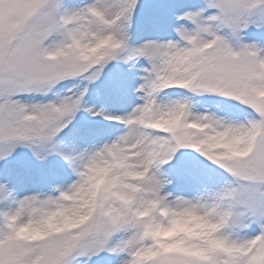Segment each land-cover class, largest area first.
<instances>
[{
	"label": "snow or ice",
	"instance_id": "snow-or-ice-1",
	"mask_svg": "<svg viewBox=\"0 0 264 264\" xmlns=\"http://www.w3.org/2000/svg\"><path fill=\"white\" fill-rule=\"evenodd\" d=\"M257 9L0 0V162L57 164L23 194L26 173L0 167V264H264ZM174 209L213 243L158 240L155 213Z\"/></svg>",
	"mask_w": 264,
	"mask_h": 264
},
{
	"label": "clouds",
	"instance_id": "clouds-1",
	"mask_svg": "<svg viewBox=\"0 0 264 264\" xmlns=\"http://www.w3.org/2000/svg\"><path fill=\"white\" fill-rule=\"evenodd\" d=\"M173 211L179 214L173 215L172 212H169L167 215H161L159 212L155 213L157 223L151 225L150 231L156 234L158 240L164 244H175L177 247L183 248L192 235L200 234L202 238L208 239L210 244L213 243L210 240L214 231L213 226L202 216H195L180 209ZM144 215H148L147 211ZM56 218L61 219L62 217L57 215Z\"/></svg>",
	"mask_w": 264,
	"mask_h": 264
},
{
	"label": "trees",
	"instance_id": "trees-1",
	"mask_svg": "<svg viewBox=\"0 0 264 264\" xmlns=\"http://www.w3.org/2000/svg\"><path fill=\"white\" fill-rule=\"evenodd\" d=\"M252 15H253V18L255 19L256 10L252 13ZM249 32L254 33V35H256V33L253 32V29H249ZM254 35H250L247 38L246 42H248V43L256 42L261 47H264V37L262 40L258 41L255 39ZM55 167H57V164L55 161H49L48 164H44V165L43 164H33L30 168H28L25 171L26 177H27L25 182L19 185V188L21 189V193L23 192V190L26 187V181L35 180V181H37V184L41 183V185L44 186V181L48 178L47 174H48L49 170L53 169ZM34 177H36V178H34ZM14 178H15V175H14Z\"/></svg>",
	"mask_w": 264,
	"mask_h": 264
},
{
	"label": "rangeland",
	"instance_id": "rangeland-1",
	"mask_svg": "<svg viewBox=\"0 0 264 264\" xmlns=\"http://www.w3.org/2000/svg\"><path fill=\"white\" fill-rule=\"evenodd\" d=\"M262 14H264V9H257L255 18L259 17ZM33 164H39V163L32 161L27 156L21 155V156L15 157L13 159H10L7 162H0V167H3L5 169H11L15 175L16 173H21V172L25 173V171L28 168H30ZM34 178H36V177H34ZM41 187H44V186H42L41 183L37 184V181H35V180L26 181L25 189L28 191H31L34 189H39ZM21 194H23V192Z\"/></svg>",
	"mask_w": 264,
	"mask_h": 264
}]
</instances>
